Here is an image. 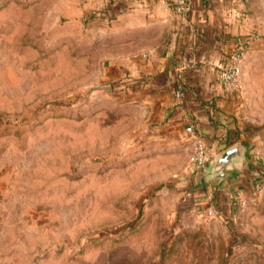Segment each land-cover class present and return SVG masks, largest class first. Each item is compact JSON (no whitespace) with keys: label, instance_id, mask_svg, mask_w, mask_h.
<instances>
[{"label":"rangeland","instance_id":"rangeland-1","mask_svg":"<svg viewBox=\"0 0 264 264\" xmlns=\"http://www.w3.org/2000/svg\"><path fill=\"white\" fill-rule=\"evenodd\" d=\"M252 1L222 119L247 167L217 187L164 133L183 73L127 67L163 56L167 33L123 32L110 0H0V264H264V0Z\"/></svg>","mask_w":264,"mask_h":264},{"label":"crops","instance_id":"crops-1","mask_svg":"<svg viewBox=\"0 0 264 264\" xmlns=\"http://www.w3.org/2000/svg\"><path fill=\"white\" fill-rule=\"evenodd\" d=\"M110 1L107 12L116 17L123 32L152 40L167 33L170 40V44L162 50L163 56L156 55V46L149 50L152 58L147 63L135 59L140 63L138 68H131L127 64L134 79H142L145 77L143 75L169 67L172 73L169 80L174 79L176 71L183 73V101L178 103L170 96L168 106L162 104L161 107L163 111L168 107L172 109L164 126L165 135L186 139L190 148L184 132V116H189L197 133L208 145L216 150L224 145L221 127L226 130L227 127L222 119L225 117V105L230 103L232 96L220 80L216 64L229 59L238 46L240 35L247 32L248 7L253 1L188 0V9L181 14L175 11L169 0ZM150 79L147 83L150 86H162L164 81H169L164 77ZM219 130L220 136L217 134ZM232 180L229 179L228 183Z\"/></svg>","mask_w":264,"mask_h":264},{"label":"built area","instance_id":"built-area-1","mask_svg":"<svg viewBox=\"0 0 264 264\" xmlns=\"http://www.w3.org/2000/svg\"><path fill=\"white\" fill-rule=\"evenodd\" d=\"M169 3L174 7L179 14L184 13L188 9V0H169ZM244 58V49L241 44H238L236 49L232 51L229 59L226 62H218L216 64L219 72L220 80L223 85L230 91L240 89L241 83L239 79V72ZM175 97L178 103L183 101L184 93L182 87L179 85L175 90ZM185 127L184 132L189 141L188 163L195 172H202V170L209 164L216 149L212 148L206 141L197 133L194 123L189 116H184ZM234 201L238 207L246 205V199L241 191H237ZM207 213L212 216L214 210L208 208Z\"/></svg>","mask_w":264,"mask_h":264},{"label":"water","instance_id":"water-1","mask_svg":"<svg viewBox=\"0 0 264 264\" xmlns=\"http://www.w3.org/2000/svg\"><path fill=\"white\" fill-rule=\"evenodd\" d=\"M246 149L242 144H234L221 152L214 153L209 164L202 170L199 182L224 185L227 176L246 168Z\"/></svg>","mask_w":264,"mask_h":264},{"label":"trees","instance_id":"trees-1","mask_svg":"<svg viewBox=\"0 0 264 264\" xmlns=\"http://www.w3.org/2000/svg\"><path fill=\"white\" fill-rule=\"evenodd\" d=\"M238 44H241V45L243 46V43H242L241 40L238 42ZM226 132H227V134H226V137L224 138V144L226 143L227 145L225 146V148H227V147H229V146L235 144V142H232V143H231V141H230V135H229V132H230V131L227 130ZM248 167L251 168V169H252V168H256L255 165H249Z\"/></svg>","mask_w":264,"mask_h":264}]
</instances>
